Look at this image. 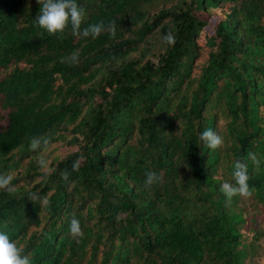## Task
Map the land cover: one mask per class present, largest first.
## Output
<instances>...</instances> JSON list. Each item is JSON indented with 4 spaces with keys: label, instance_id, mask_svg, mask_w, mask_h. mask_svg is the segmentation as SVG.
<instances>
[{
    "label": "trees",
    "instance_id": "16d2710c",
    "mask_svg": "<svg viewBox=\"0 0 264 264\" xmlns=\"http://www.w3.org/2000/svg\"><path fill=\"white\" fill-rule=\"evenodd\" d=\"M77 3L82 27L115 20V38L80 39L70 25L59 38L37 26V0H0V174L16 187L0 191V230L31 264H244L264 237L262 225L250 243L241 232L264 224V0ZM76 51L78 65L61 63ZM206 129L222 148L199 140ZM58 143L68 150L47 159ZM241 158L253 195L226 203L220 186ZM147 171L162 176L151 190Z\"/></svg>",
    "mask_w": 264,
    "mask_h": 264
},
{
    "label": "clouds",
    "instance_id": "9594fccd",
    "mask_svg": "<svg viewBox=\"0 0 264 264\" xmlns=\"http://www.w3.org/2000/svg\"><path fill=\"white\" fill-rule=\"evenodd\" d=\"M40 5L39 15L36 16L35 22L38 27L45 29L49 34H61L59 38H63L65 30L71 26V34L80 39L92 38L95 39L102 33L107 32L111 38L116 36V21H109L107 24L104 21L84 24L87 13L84 7L77 3V0H37ZM163 42L169 47L175 44V37L171 33L163 36ZM80 62V54L78 51L71 53L67 57L61 58V63H66L69 66L78 65ZM170 114V113H169ZM171 115V114H170ZM51 135H40L30 138L29 150L35 152L42 147L47 148L51 143ZM199 140L205 144L209 149L216 150L222 148L224 140L217 132L212 129L204 130ZM248 159L253 164L259 165L260 161L254 152L247 154ZM38 165L42 169L50 168V162L44 158L38 160ZM80 168L79 159L73 162L72 170L78 171ZM51 174V171L46 172L45 176ZM232 177L235 183L224 182L220 186V190L226 197V203H231L234 197L249 198L253 195V191L249 186V172L248 163L243 159H238L234 162ZM15 179L12 174H0V191L6 192L9 195L16 193V187L12 183ZM62 179L69 181V174L65 170L62 174ZM162 176L156 171H147L145 173L144 188L151 190L154 185L161 182ZM29 199L33 202L40 199L35 193L28 194ZM44 206H49L50 201L47 198L42 200ZM70 235L79 243L83 239L84 233L81 228L80 221L72 217L69 224ZM0 264H31L30 257L25 254L23 247L18 246L17 242L10 239L6 231L0 230Z\"/></svg>",
    "mask_w": 264,
    "mask_h": 264
},
{
    "label": "rangeland",
    "instance_id": "374dc122",
    "mask_svg": "<svg viewBox=\"0 0 264 264\" xmlns=\"http://www.w3.org/2000/svg\"><path fill=\"white\" fill-rule=\"evenodd\" d=\"M203 16V15H202ZM216 17L212 16L208 18V24L204 27L203 32L201 33V36L199 37V42L202 43L204 40V36L208 35L212 32V28L214 25ZM53 148L54 151H45L44 155L48 156L47 159L57 155L58 157L63 156L65 152L68 150L66 146L61 145L60 143L50 146L49 149ZM256 219V216H255ZM258 225H262L264 228V224H262V221L257 218V222L249 223L248 226L245 228H241V232L244 236V241L247 243H250L253 239V231L250 230V227H256ZM263 244H264V237L262 236L260 240L255 241L253 250H250V253L248 254L247 258L245 259L244 264H264V252H263Z\"/></svg>",
    "mask_w": 264,
    "mask_h": 264
},
{
    "label": "bare ground",
    "instance_id": "6f19581e",
    "mask_svg": "<svg viewBox=\"0 0 264 264\" xmlns=\"http://www.w3.org/2000/svg\"><path fill=\"white\" fill-rule=\"evenodd\" d=\"M181 79V78H180Z\"/></svg>",
    "mask_w": 264,
    "mask_h": 264
}]
</instances>
